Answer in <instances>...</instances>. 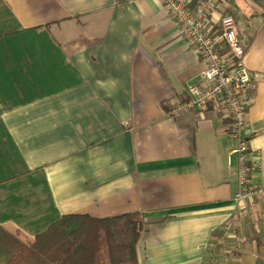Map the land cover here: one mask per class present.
<instances>
[{
  "label": "crops",
  "instance_id": "crops-1",
  "mask_svg": "<svg viewBox=\"0 0 264 264\" xmlns=\"http://www.w3.org/2000/svg\"><path fill=\"white\" fill-rule=\"evenodd\" d=\"M225 15L256 75L247 177L264 188V0H219L214 33ZM204 69L161 0H0V226L30 241L64 215L138 212V264H203L233 225L232 264H264V198L235 206L225 114L174 110Z\"/></svg>",
  "mask_w": 264,
  "mask_h": 264
},
{
  "label": "built area",
  "instance_id": "built-area-1",
  "mask_svg": "<svg viewBox=\"0 0 264 264\" xmlns=\"http://www.w3.org/2000/svg\"><path fill=\"white\" fill-rule=\"evenodd\" d=\"M218 1L196 0L191 7L186 0H161V3L165 12L177 23L180 35L193 45L205 67L200 81L188 87V99L174 110L200 111L209 104H218L229 122L231 136L237 141L229 156L237 159L239 188L248 172L249 145L244 128L254 100L256 75L242 62L244 49L240 43V31L231 15L219 17V31L214 33L216 26L213 28L210 17L216 11ZM224 48H227V54L222 53ZM249 190L261 193L259 188ZM250 193L242 196L238 192L234 199L242 202Z\"/></svg>",
  "mask_w": 264,
  "mask_h": 264
},
{
  "label": "trees",
  "instance_id": "trees-1",
  "mask_svg": "<svg viewBox=\"0 0 264 264\" xmlns=\"http://www.w3.org/2000/svg\"><path fill=\"white\" fill-rule=\"evenodd\" d=\"M146 228L138 212L111 218L64 215L30 241L0 226V264H103V247L106 264H138L136 247ZM221 234L214 232L217 239L207 244V261L232 264L236 247L229 239L221 241Z\"/></svg>",
  "mask_w": 264,
  "mask_h": 264
},
{
  "label": "rangeland",
  "instance_id": "rangeland-1",
  "mask_svg": "<svg viewBox=\"0 0 264 264\" xmlns=\"http://www.w3.org/2000/svg\"><path fill=\"white\" fill-rule=\"evenodd\" d=\"M249 189H255V188L248 183V177H246V180H244L243 184L241 185V187L238 188V191L235 194V196H236L238 194V192H239V194L243 196V195L247 194L248 192H251L250 194L245 196V198H244L245 200L244 201L241 202V200H240L239 202H234L236 208L238 207L237 209L240 210L241 213H243V214H246L247 212L252 211L251 209L247 208L249 203H252V206H255V205L259 206V205H261L263 203L261 200H262V198H264V188H259V189H261V193L260 194L257 193L254 190H249ZM260 210H262V209H260ZM252 216H254V214H252ZM238 218H239V216L236 215V221H237ZM230 220L227 222L228 223L227 225L232 223V221H230ZM232 220H234V217L232 218ZM222 231L224 232V234H221L222 237L220 236L221 237L220 238L221 241L228 240V237H229L228 235L232 236V234L235 232L234 228H233V225H230L229 227H227L226 229H224ZM229 238H232V237H229ZM223 250L226 252L225 249H223ZM207 259H208V256L206 255L205 256L206 262L204 261L205 263H203V264H212L211 263L212 260L211 261H207ZM102 263L103 264L107 263V253H106V248L105 247L102 248Z\"/></svg>",
  "mask_w": 264,
  "mask_h": 264
}]
</instances>
